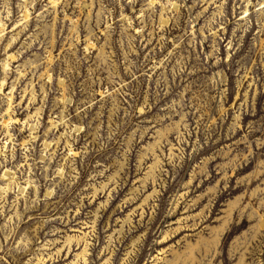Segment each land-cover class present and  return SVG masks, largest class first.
Segmentation results:
<instances>
[{
    "label": "rangeland",
    "instance_id": "1",
    "mask_svg": "<svg viewBox=\"0 0 264 264\" xmlns=\"http://www.w3.org/2000/svg\"><path fill=\"white\" fill-rule=\"evenodd\" d=\"M0 264H264V0H0Z\"/></svg>",
    "mask_w": 264,
    "mask_h": 264
},
{
    "label": "bare ground",
    "instance_id": "2",
    "mask_svg": "<svg viewBox=\"0 0 264 264\" xmlns=\"http://www.w3.org/2000/svg\"><path fill=\"white\" fill-rule=\"evenodd\" d=\"M9 114H7V116H8Z\"/></svg>",
    "mask_w": 264,
    "mask_h": 264
}]
</instances>
